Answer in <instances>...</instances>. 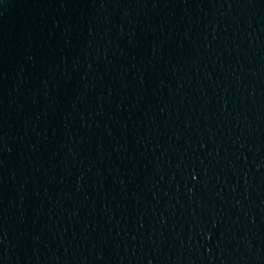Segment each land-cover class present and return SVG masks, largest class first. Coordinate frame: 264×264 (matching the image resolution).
I'll list each match as a JSON object with an SVG mask.
<instances>
[{
	"label": "water",
	"instance_id": "obj_1",
	"mask_svg": "<svg viewBox=\"0 0 264 264\" xmlns=\"http://www.w3.org/2000/svg\"><path fill=\"white\" fill-rule=\"evenodd\" d=\"M264 80V0H0V194Z\"/></svg>",
	"mask_w": 264,
	"mask_h": 264
}]
</instances>
